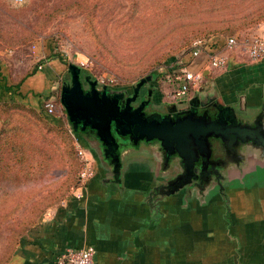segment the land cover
<instances>
[{
	"label": "rangeland",
	"instance_id": "374dc122",
	"mask_svg": "<svg viewBox=\"0 0 264 264\" xmlns=\"http://www.w3.org/2000/svg\"><path fill=\"white\" fill-rule=\"evenodd\" d=\"M231 36L240 43L264 38V0H0V118L10 119L0 122V132L16 134L34 163L18 173L5 166L0 171V264L48 210L80 187L78 148L86 142L61 103L68 72L57 75L46 101L39 93H19L18 82L57 57L80 68L81 76L114 89L132 90L151 81L147 85L156 96L169 101L178 87L175 71L190 60L195 42H217L225 56L244 54L240 46L225 48ZM209 81L205 76L200 88ZM47 101L55 102L54 114L47 112ZM9 156L0 164H7ZM97 159L92 156L93 162ZM255 173L264 174V168ZM251 184L248 177L233 186ZM222 198L230 202L228 196ZM194 201L184 197L185 203Z\"/></svg>",
	"mask_w": 264,
	"mask_h": 264
},
{
	"label": "crops",
	"instance_id": "0c3cea01",
	"mask_svg": "<svg viewBox=\"0 0 264 264\" xmlns=\"http://www.w3.org/2000/svg\"><path fill=\"white\" fill-rule=\"evenodd\" d=\"M70 67L53 58L29 74L18 92L46 98L54 92L58 74L68 72L72 77ZM188 67L203 70L210 80L201 96L209 94L221 106L232 108L244 123L261 116L264 125V58L231 54L225 68L213 70L208 54L202 52ZM189 98L188 102L194 97ZM154 100L170 102L160 93ZM82 144L91 158H98L94 175L48 210L5 264H52L63 249L88 245L97 251L95 264H264V174L255 173L259 169L255 165L264 168L260 148L253 151L251 146H256L249 144L245 168L232 169L234 181L223 193L230 198L228 204L217 192L185 203L184 197L192 196L179 191L152 206L150 192L171 176L158 146L125 150L120 175L113 179L93 145L87 140ZM248 177L251 187L233 186Z\"/></svg>",
	"mask_w": 264,
	"mask_h": 264
},
{
	"label": "water",
	"instance_id": "95a60500",
	"mask_svg": "<svg viewBox=\"0 0 264 264\" xmlns=\"http://www.w3.org/2000/svg\"><path fill=\"white\" fill-rule=\"evenodd\" d=\"M70 71L73 85L64 86L61 94L62 104L71 121L78 116L85 120V125L92 123L97 129L104 142L106 156L111 157L115 163L116 178L120 175L121 151L114 132L118 135L130 133V140L137 147L140 140H158L168 159L171 155H177L184 164H191L190 167L201 160L202 171L211 161L213 153L211 137L220 139L222 146L231 153L237 146L249 144L264 149V125L261 116L253 123H244L232 108L223 106L218 108L216 119L207 115L198 118L195 112L180 117L151 115L143 118L141 109L130 113L128 108L120 114L118 97L110 99L107 87L101 90L93 85L91 90L85 91L80 68L71 65ZM143 82H140L139 86ZM76 125L77 122L74 123V128L78 130ZM168 187H171L167 192L169 194L176 193L180 188L177 181L169 183Z\"/></svg>",
	"mask_w": 264,
	"mask_h": 264
},
{
	"label": "flooded vegetation",
	"instance_id": "af4514ba",
	"mask_svg": "<svg viewBox=\"0 0 264 264\" xmlns=\"http://www.w3.org/2000/svg\"><path fill=\"white\" fill-rule=\"evenodd\" d=\"M82 85L85 91L91 90L93 85L102 89L107 87L108 97L113 99L118 97V106L120 107L121 112L124 113L128 108L130 113L137 109H141L143 118L154 115V116H165L172 115L176 117L186 116L192 112H195V115L198 118H201L203 115L207 117L216 119L218 108L222 107L214 99H212L209 94L201 96L207 87H201L198 91L189 93L188 95L170 100L164 104H157L154 100V89L150 87L146 81L143 82L140 86H132V90L128 88L123 89H114L106 84H101L99 81L90 78L89 76H81ZM140 84V83H139ZM72 77L70 82L64 84L62 87L61 94L63 92L64 86H72ZM139 86V87H138ZM197 93V94H196ZM194 97L190 102L189 97ZM62 103V101H61ZM63 105V104H62ZM64 106V105H63ZM66 110V109H65ZM124 110V111H123ZM67 111V110H66ZM68 118L70 116L67 112ZM71 124L74 126V123L77 122V131L84 137L85 140L90 142L95 148V152L98 151L99 156L102 158L105 168L108 172H111L112 178H116L114 173V165L111 157L106 156L104 142L101 140L98 135L97 129H95L92 123L84 124L85 120L74 117V120L71 121ZM96 122V121H95ZM114 136L118 143H120L121 159L122 154L125 150L133 148L136 149V146L131 142V134H116ZM212 144L213 153L211 156V161L205 166V169L201 170L202 161L199 160L195 165L184 164L182 159L177 155H171L170 159L167 158V155L164 154V150L161 147V143L158 140L147 141L140 140L139 146L143 145H156L158 146V152L160 153L163 164L168 171H170L171 176L161 182L158 186L154 187L149 194L150 204L153 206L157 204L160 198L169 195L167 193L171 190V187H168L169 183L172 184L173 181H177L180 188L179 191L188 192L189 196L195 197L197 195L201 196L205 194H211L217 192L219 195L224 193V188L230 185V182H233L232 179V169L245 168L247 156L244 154V150L249 148V145H241L235 148V151L231 153L226 147L222 146L220 139L215 137L210 138ZM252 147L253 148L257 147ZM259 148V147H258ZM257 148V149H258ZM112 149V147H110ZM251 149V148H250ZM261 153L264 154V149L260 147ZM194 160H191L193 162ZM256 168H263L260 164L255 165ZM191 168V169H190ZM244 174V171L242 172ZM228 184V185H227ZM217 188V189H215Z\"/></svg>",
	"mask_w": 264,
	"mask_h": 264
},
{
	"label": "built area",
	"instance_id": "2783aa9c",
	"mask_svg": "<svg viewBox=\"0 0 264 264\" xmlns=\"http://www.w3.org/2000/svg\"><path fill=\"white\" fill-rule=\"evenodd\" d=\"M20 1V0H17ZM208 43V42H207ZM207 43H203L202 40L195 42V49L189 55L187 67L175 73L173 81L177 83L178 87L170 95L171 99L181 98L188 95L191 92L198 91L205 78L203 70H192L188 67V63L197 58L202 52H205L209 56V66L213 70L225 68L228 64L229 56H225L220 49H210ZM240 46L239 51L247 54L250 59L258 60L264 58V38L254 37L247 42L240 43L238 38L231 36L227 38L225 42V48L229 51H234ZM235 52H231L233 54ZM229 54V55H231ZM85 63L82 62V65ZM45 108L49 114H54L56 110V104L53 101L45 102ZM78 152L80 154L83 167L81 168L79 179L80 186L84 185L95 173L94 162L84 147H79ZM96 249L92 245H88L82 248L68 247L57 253L52 264H95Z\"/></svg>",
	"mask_w": 264,
	"mask_h": 264
},
{
	"label": "trees",
	"instance_id": "16d2710c",
	"mask_svg": "<svg viewBox=\"0 0 264 264\" xmlns=\"http://www.w3.org/2000/svg\"><path fill=\"white\" fill-rule=\"evenodd\" d=\"M207 45L210 49H219L222 47V46H218L217 42H208ZM70 65H73V64H70ZM179 66L180 68L175 71L176 73L180 72V70L187 67V63L183 62ZM28 75L29 74H27L24 79L18 82V84L16 85V88H20L21 84L27 78ZM2 104L6 106H11L10 105L11 103L4 102ZM8 120L10 119L0 118L1 123H4ZM27 125H30V123H27L26 126H20L18 128L22 129V128L27 127ZM73 129L76 133H78V131L75 130V128ZM7 132L8 131H5V130L0 132V158H1L0 163H3L4 160L7 159L3 157L6 154L10 155L8 157L9 163L7 162V164H0V171L4 169V166L7 167V169L9 168L11 171L16 172V173H18L17 171H20L21 169H23L24 166H27L28 168L34 167L33 158H30V155H27L28 151L26 152L27 148L24 146L25 143H23L22 140L20 141L19 137L16 134L9 133V132L7 133ZM41 139L43 142L49 141L52 144L54 143L47 136H41ZM39 148H42V146H40ZM28 150L31 151V149H28ZM10 162H13V164H11ZM16 164H20V166H16Z\"/></svg>",
	"mask_w": 264,
	"mask_h": 264
}]
</instances>
